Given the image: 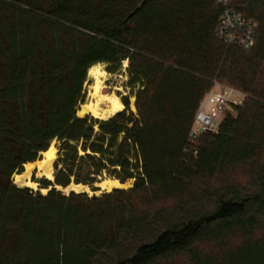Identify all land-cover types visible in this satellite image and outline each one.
<instances>
[{
	"label": "trees",
	"instance_id": "trees-1",
	"mask_svg": "<svg viewBox=\"0 0 264 264\" xmlns=\"http://www.w3.org/2000/svg\"><path fill=\"white\" fill-rule=\"evenodd\" d=\"M224 8L256 24L249 49L217 39ZM0 12L27 21L0 18V264H264V0H0ZM125 61L135 111L78 117L88 69ZM215 85L242 103L191 142ZM53 141L54 186L132 188L12 185Z\"/></svg>",
	"mask_w": 264,
	"mask_h": 264
},
{
	"label": "built area",
	"instance_id": "built-area-1",
	"mask_svg": "<svg viewBox=\"0 0 264 264\" xmlns=\"http://www.w3.org/2000/svg\"><path fill=\"white\" fill-rule=\"evenodd\" d=\"M256 28L252 20L232 9L224 8L216 29V37L227 48L249 49L254 44ZM215 86L222 89L219 93L210 92L201 103L189 134L191 142H195L203 133H209L219 122L223 109L242 103L243 96L237 91L220 85Z\"/></svg>",
	"mask_w": 264,
	"mask_h": 264
},
{
	"label": "bare ground",
	"instance_id": "bare-ground-1",
	"mask_svg": "<svg viewBox=\"0 0 264 264\" xmlns=\"http://www.w3.org/2000/svg\"><path fill=\"white\" fill-rule=\"evenodd\" d=\"M101 75L102 72L99 69L98 65H94L88 69L87 76L93 81V83L91 86H89L88 102L81 105L80 109L77 111L78 117H84L85 114H88L94 118L108 119L124 109L122 103L114 95H103L104 93H101V90L103 89ZM102 106L104 107V109H102ZM54 152L50 147L47 151L41 153L42 159L37 160L34 163L25 164L24 172H22L21 174H15L13 183L18 187L35 189L36 184L28 180L33 168L38 170L37 177H44L47 180L51 181L53 179L54 172ZM95 185L101 193H109L112 189H127L128 181L121 184L116 179L107 178L101 180ZM56 187L58 190H62L66 195L71 192L76 194L82 192L90 193L88 187H84L82 185L70 184L65 189H61V187L59 186ZM42 191L45 192V190Z\"/></svg>",
	"mask_w": 264,
	"mask_h": 264
},
{
	"label": "rangeland",
	"instance_id": "rangeland-1",
	"mask_svg": "<svg viewBox=\"0 0 264 264\" xmlns=\"http://www.w3.org/2000/svg\"><path fill=\"white\" fill-rule=\"evenodd\" d=\"M19 15H22V14L16 13L14 15H8L9 18H10V20L7 21L6 14H2L0 12V18L3 17V19H5L4 22H2V23H5V22L6 23H9V22H12L13 23L15 21V19L19 20L21 23H22L23 20H24V22H27V21H25L26 19L23 16H19ZM26 15H31V14H26ZM40 16H42V15H40ZM26 25L27 24H25V26ZM39 30H40V34L43 33V35H44L45 31H47L46 30V27H43L41 25H39ZM56 31H58V30H56ZM95 65H98L99 66V69L102 72L101 79H102V83H103V89L101 90V93L102 94L104 93L103 95H114L116 98L119 99V101L121 103L123 101H127L128 104H129L128 110L131 111V112H134L135 111V108L134 109H132V108L134 107L135 95H136L138 89L140 88V85L139 84L130 85V76H129L128 71H127V68H128L129 63L127 61L122 62L121 65H120V67L114 73L108 72L107 71V65L104 64V63H99V64H95ZM92 83H93V81L90 78H88L87 73H86V79H85V82H84L83 88H82V93L84 95V103L83 104H86L88 102V100H89L88 99L89 86H91ZM221 89L222 88H219V87H216L215 86L212 91L215 92V93H219ZM122 105H123V103H122ZM102 109H104V107ZM232 114H233V110L230 107V105L228 107H226L225 109H223V111H221V114H220V117H219V122L214 125V127L209 131V133H214L217 130V128H218V124H220V122L224 119V117L226 115H232ZM87 116L88 117H92L90 115H87ZM92 118L93 119H97V120H106V119H99V118H94V117H92ZM50 147L53 149V152L55 151L54 152V155H55V159L54 160H56V155H57V143H56V141H53L50 144L49 148ZM40 155L41 154H39V156L37 157V160L42 159V155L41 156ZM22 172H24V165H23L22 170H21L20 173H22ZM37 172H38V170L35 169V168H33V170L31 171V174H30V176L28 178V180H30V182H33V183L36 184L35 189H30V188H27V189L32 190V192L35 193V194H40V195H43L44 194L45 195L50 189H52V188L55 187L54 184H53L54 176H53V179L50 181V180H47L44 177H37ZM14 175L15 174H13L11 176V178H10L11 184L14 185L15 187L19 188V189H24V187H18L17 185H15L13 183L14 182V180H13ZM53 175H54V172H53ZM235 178H237V180H242V179H244V175L242 173H237L236 176H235ZM104 179H107V177L106 176L98 177L97 183L100 182L101 180H104ZM47 182H50L52 184V186H48V188H44V185ZM132 186H133V181H128V187H127V189L132 188ZM42 190H45V192H43ZM94 190L95 191L98 190V191H96L94 194L91 193V192L90 193H86V194L89 197H91V196H99L102 193H104V192L101 193L99 189H94ZM62 192H60V193H62ZM63 195H66V194L64 193ZM8 240H10V238L8 236H6V237L3 238V241L5 242L4 243L5 245H6V243H9ZM8 245H10V244H8ZM7 248H8V246H7ZM8 249L12 250L11 248H8Z\"/></svg>",
	"mask_w": 264,
	"mask_h": 264
},
{
	"label": "water",
	"instance_id": "water-1",
	"mask_svg": "<svg viewBox=\"0 0 264 264\" xmlns=\"http://www.w3.org/2000/svg\"><path fill=\"white\" fill-rule=\"evenodd\" d=\"M80 107H81V105H80L78 108L80 109ZM79 109H78V110H79ZM133 109H134V107H133ZM78 110H77V111H78ZM87 115H88V114H85L84 116H87ZM70 184L75 185L74 183H70ZM70 184H69V185H70ZM82 186H83V185H82ZM84 187H88V186H84ZM54 188L57 190V187H56V186H55ZM65 188H66V187H65ZM65 188H62V187H61V189H65ZM88 189H89V191H90L91 193H93V194H94L96 191H98V190H96V191H95V190H94V191L92 190V189H98L95 185H93V188H92V189L89 188V187H88ZM57 191H60V190H57ZM60 192H62V190H61ZM82 193H84V192H82ZM62 194H64V193L62 192ZM68 194H69V193H68ZM68 194H67V195H68ZM85 194H86V193H85Z\"/></svg>",
	"mask_w": 264,
	"mask_h": 264
}]
</instances>
